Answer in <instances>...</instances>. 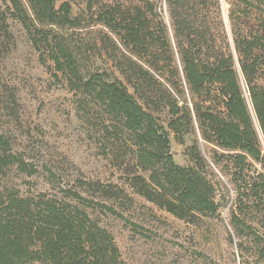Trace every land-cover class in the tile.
Returning a JSON list of instances; mask_svg holds the SVG:
<instances>
[{
	"label": "trees",
	"instance_id": "trees-1",
	"mask_svg": "<svg viewBox=\"0 0 264 264\" xmlns=\"http://www.w3.org/2000/svg\"><path fill=\"white\" fill-rule=\"evenodd\" d=\"M75 2L0 0V45L18 22L134 194L192 224L227 210L240 264H264V0ZM192 136L179 165L172 137ZM13 168L37 173L0 135V177ZM62 192L0 182V264H126L94 215L122 217L127 191L78 178Z\"/></svg>",
	"mask_w": 264,
	"mask_h": 264
},
{
	"label": "rangeland",
	"instance_id": "rangeland-1",
	"mask_svg": "<svg viewBox=\"0 0 264 264\" xmlns=\"http://www.w3.org/2000/svg\"><path fill=\"white\" fill-rule=\"evenodd\" d=\"M85 6L86 0H76L74 14ZM224 11L228 15L227 4ZM9 23L12 37L0 45V135L37 173L28 176L13 168L0 177L2 186L22 196L62 198V190H74L78 178L119 185L133 199L118 208L122 217L94 216L113 235L126 264H240L229 241L227 210L192 224L134 194L120 178L122 173L101 155L102 143L95 127L81 119L74 93L41 64L23 27L14 20ZM76 34L85 41L94 37L90 30ZM194 138L181 145L172 137L177 164L193 165L187 148ZM199 146L209 159L211 146L200 140ZM262 146L264 150V141Z\"/></svg>",
	"mask_w": 264,
	"mask_h": 264
},
{
	"label": "water",
	"instance_id": "water-1",
	"mask_svg": "<svg viewBox=\"0 0 264 264\" xmlns=\"http://www.w3.org/2000/svg\"><path fill=\"white\" fill-rule=\"evenodd\" d=\"M225 18H226V21H228V16H227V13L225 12ZM258 127V126H257ZM258 130H259V128H258ZM259 133H260V130H259ZM260 136H261V133H260ZM261 139H262V141H263V138H262V136H261Z\"/></svg>",
	"mask_w": 264,
	"mask_h": 264
}]
</instances>
